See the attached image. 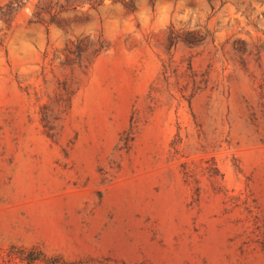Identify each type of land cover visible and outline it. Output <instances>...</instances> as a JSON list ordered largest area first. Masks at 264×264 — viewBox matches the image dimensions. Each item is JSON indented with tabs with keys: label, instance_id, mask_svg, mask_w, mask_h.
Returning a JSON list of instances; mask_svg holds the SVG:
<instances>
[{
	"label": "rangeland",
	"instance_id": "obj_1",
	"mask_svg": "<svg viewBox=\"0 0 264 264\" xmlns=\"http://www.w3.org/2000/svg\"><path fill=\"white\" fill-rule=\"evenodd\" d=\"M264 264V0H0V264Z\"/></svg>",
	"mask_w": 264,
	"mask_h": 264
},
{
	"label": "trees",
	"instance_id": "obj_2",
	"mask_svg": "<svg viewBox=\"0 0 264 264\" xmlns=\"http://www.w3.org/2000/svg\"><path fill=\"white\" fill-rule=\"evenodd\" d=\"M23 253H21V256L18 257V260L20 263L24 264H35L38 259L32 256H22Z\"/></svg>",
	"mask_w": 264,
	"mask_h": 264
}]
</instances>
